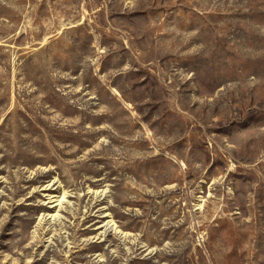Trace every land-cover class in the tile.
Instances as JSON below:
<instances>
[{
  "label": "rangeland",
  "instance_id": "374dc122",
  "mask_svg": "<svg viewBox=\"0 0 264 264\" xmlns=\"http://www.w3.org/2000/svg\"><path fill=\"white\" fill-rule=\"evenodd\" d=\"M0 264H264V0H0Z\"/></svg>",
  "mask_w": 264,
  "mask_h": 264
},
{
  "label": "bare ground",
  "instance_id": "6f19581e",
  "mask_svg": "<svg viewBox=\"0 0 264 264\" xmlns=\"http://www.w3.org/2000/svg\"><path fill=\"white\" fill-rule=\"evenodd\" d=\"M49 198H50V201L52 202V205L58 207V206H61L62 203L64 202V200L66 198V194H65V191H63V193H61V194H56L55 193L54 195H50ZM50 201H48V202H50ZM108 221H109V223H112L111 219H109Z\"/></svg>",
  "mask_w": 264,
  "mask_h": 264
}]
</instances>
